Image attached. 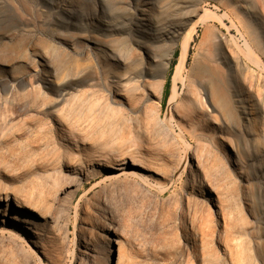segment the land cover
<instances>
[{"label": "rangeland", "instance_id": "obj_1", "mask_svg": "<svg viewBox=\"0 0 264 264\" xmlns=\"http://www.w3.org/2000/svg\"><path fill=\"white\" fill-rule=\"evenodd\" d=\"M205 11L222 23L199 25L171 103L185 33ZM183 16L165 78L145 64L150 71L140 77L136 65L127 68L121 87L114 74L106 81L99 50L117 59L138 40L160 55L168 45L156 34ZM5 33L27 50L53 47L58 56L48 52V77L40 67L17 69L22 57L0 53V103L32 85L49 98L1 109L16 113L6 122L0 116V195L34 220L36 234L4 220L0 202V264H104L109 235L110 264H264L253 202L257 183L264 211V0H0ZM86 64L97 73L78 75ZM211 81L228 94L230 121L212 112ZM134 159L151 170L114 178L102 164L123 160L132 168ZM59 196L66 203L56 204ZM16 198L40 213L17 209Z\"/></svg>", "mask_w": 264, "mask_h": 264}, {"label": "bare ground", "instance_id": "obj_2", "mask_svg": "<svg viewBox=\"0 0 264 264\" xmlns=\"http://www.w3.org/2000/svg\"><path fill=\"white\" fill-rule=\"evenodd\" d=\"M64 1L68 2V5L73 6V3L76 0H64ZM63 7H64V11L68 10V6L66 4H64ZM145 12H146V10L142 11V13H143L142 16H145ZM190 13H192V11ZM222 18H223L222 16H220L219 14H217L215 12L205 11V13L202 16H200L197 20H195L194 22H191L189 29L185 33V40H184V43L180 49L178 61L175 65V69H174V72L172 75L174 87H173L172 94H171L170 100H169L171 103L176 101L177 91L175 89V84L178 81H180L183 77L182 72H183V69L185 68L186 57L188 55V50H189L188 48L191 45L192 41L194 40V38L197 34L199 25L205 24L208 22L222 23ZM186 23L187 22L184 21V16H183V18H180V20L175 25L165 26V27L161 28L162 30L160 31L159 34H156V36H155L156 41H159V42L161 41V42L167 43V45H168L167 50L164 51L160 55H158L155 52L157 45H155V44L151 45L145 41H138V40H132L127 48L120 49L118 51L119 53L117 55V59H111L107 53L99 50V52L101 53L100 58L102 59L103 66L105 68L104 73L106 75V78H105L106 81L109 82V80H108L109 78L107 77V74H114V77L117 78V81L113 82L114 85H116L117 87L118 86L121 87V85H122L121 79L127 78V74L129 73L127 68L131 67L132 65H136V68L134 69V72H135L138 68L143 67V65H145V64H148L149 66H153V67L157 68V71L160 73V77L165 78L167 75V72L169 70L171 61L174 57L175 44H176L177 38L180 35V30L184 26H186ZM11 40H12V37L10 36L9 33L8 34L5 33V34L0 35V53L1 52H9L11 54H16V55H19L20 57H22L21 58L22 60L19 61L20 62L19 67L17 69H27V68L37 69L38 67H40L42 72L44 73V76H48V77L53 76L52 70L50 68V58H49L48 52L52 53L54 55V57H57L58 55H56V49L55 48L51 47L50 49L47 50L48 52H46V51L40 52L41 50H39L38 48L30 51V50H27L23 45L21 46L20 45L21 43L16 44V43L11 42ZM84 41L87 42L91 47L97 45L95 42H92L89 37L87 38V35L84 37ZM89 50H90L89 48L85 47L83 50L84 51L83 56H84V59H86L90 63L92 53ZM252 50L253 49H252L251 45L247 41H245L243 54L250 58L254 54V52ZM208 65L207 66L210 67V63H208ZM140 69L141 70H140V73L138 74V77L142 76L143 72L147 73L150 71L149 68L148 69L140 68ZM81 72L84 74H86L88 72H92V73L96 72L97 73V70H96L95 65L86 64L82 67V69L79 72H77L78 75H80ZM211 72H213V71H211ZM214 73H215V71H214ZM219 74H220V72H219ZM216 75H218V73ZM89 76L86 75L85 77H89ZM221 78H219V79H221ZM224 80L225 79H223V81ZM224 82H223V84H224ZM63 83L66 86H69L71 84L70 82H65V81ZM156 86L158 87V84H156ZM209 86H210L209 93L208 92L206 93V97H207L209 102L213 103V105H212L213 106V108H212L213 114L219 115L223 119L224 122H226L227 119H229V121H230V118L233 119V117H235V116H233V113H232L233 111L230 110V106H229L230 102L228 100L229 97H228L227 92L223 89L224 87H221L212 81L209 83ZM126 87H128V85H126ZM226 87H227V85H226ZM163 90H164V85L161 86V92ZM37 94H39V95H37ZM203 94H204V91H203ZM36 96H39V97H36ZM200 98L202 99V103L204 102V104L207 105L206 98L204 96H200ZM3 100H4V103L3 104L0 103V116L2 117V119L4 118V120L6 122L7 120L10 121L14 117L16 111H13L8 115V114H5V112H3L1 110L4 107L8 108L9 106H12L15 109L21 108L20 102L23 100H24L23 101L24 104L28 105V104L32 103L31 106L37 107L35 105H37L39 101L41 102V105H47L49 98L47 96H45V93L42 92L41 88H38V87H35L34 85H32L31 89L27 93H25L23 95L16 93V95H12L10 98H6ZM229 121H228V124H229ZM236 121H238L236 123L238 124V126H240L241 125V118L238 116V114H236ZM236 123H235V125H236ZM228 155L231 156L230 153ZM239 159H240V156H239ZM119 161H120V159H119ZM102 164L104 167L111 168V169L116 171V174L113 175L114 178L121 176L128 171L133 172L134 167H137V168H140L143 170H151V168L147 164L140 163L139 161H137L135 159L133 161H131V164L133 166L132 168H130L128 166V164L123 160L115 166L111 165L108 160H105V162ZM188 165H190V163H188ZM253 187L255 188L254 193L256 195V197L253 201L254 202V208H255V211L257 212L258 216H259L258 217L259 221L257 223L258 224L257 225L258 226V230H257V232H258V246H259L258 247V249H259L258 253L260 255L261 260L264 261V211H263L262 206L260 205L259 199L257 197V193H258V189H259L257 183H255ZM68 196H70V193L68 194ZM11 201H12V199L9 197V195H4V193L2 195H0V202L5 203V207L3 209L4 213H2V216L4 217L3 219L6 220V217H7L10 220H12L13 225L15 227H18L23 232H25L26 235L28 233V230L31 231L33 234H36L35 231H33V230H31V228H29V225H31V223L34 220H32L30 216L28 217L26 215L25 216L22 215L23 213L21 211H14V209H12V207L10 206ZM55 203L56 204H64V203H66V199L62 196H59L56 198ZM14 205L19 210L26 209L27 211H29L31 213H40V209H38L37 206H34L33 204H30L21 198H16L13 206ZM110 231H111V233L113 232V234H116V231L114 228H110ZM28 245L32 249V245H30V243ZM112 253H113V243H112V238L109 235L108 239H107V256H106L104 264H110V259L112 257ZM259 255H257V256H259Z\"/></svg>", "mask_w": 264, "mask_h": 264}, {"label": "trees", "instance_id": "obj_3", "mask_svg": "<svg viewBox=\"0 0 264 264\" xmlns=\"http://www.w3.org/2000/svg\"><path fill=\"white\" fill-rule=\"evenodd\" d=\"M175 54H176V53H175ZM176 56H177V54H176ZM174 63H175V62H173L172 65H173ZM168 84H169V83H168ZM168 84H167V85H168ZM165 98H167V97L165 96ZM164 103H165V99H164V102L162 103V105H164Z\"/></svg>", "mask_w": 264, "mask_h": 264}]
</instances>
